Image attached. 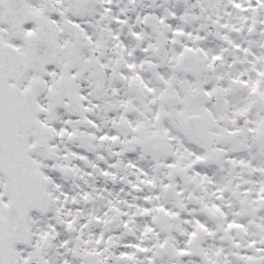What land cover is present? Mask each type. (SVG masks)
Returning <instances> with one entry per match:
<instances>
[{
    "label": "snow or ice",
    "instance_id": "obj_1",
    "mask_svg": "<svg viewBox=\"0 0 264 264\" xmlns=\"http://www.w3.org/2000/svg\"><path fill=\"white\" fill-rule=\"evenodd\" d=\"M0 264H264V0H0Z\"/></svg>",
    "mask_w": 264,
    "mask_h": 264
}]
</instances>
